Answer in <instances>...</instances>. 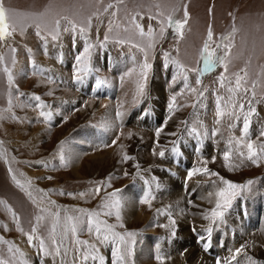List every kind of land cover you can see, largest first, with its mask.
<instances>
[{"label": "rangeland", "instance_id": "374dc122", "mask_svg": "<svg viewBox=\"0 0 264 264\" xmlns=\"http://www.w3.org/2000/svg\"><path fill=\"white\" fill-rule=\"evenodd\" d=\"M109 3L115 5L116 0H3L9 14V31L13 34L5 41H0V56L4 58L3 66L9 67L13 73L14 85L10 89L7 75L0 70V116L3 117L0 118V201L4 202L0 203V236L14 242L25 254L22 258L28 259L30 264H60L62 259L64 264H74L71 250L67 256L56 257L54 262L52 257H44L36 247L30 246L26 236L17 230L12 212L20 218L24 231L30 232L39 209L11 177L15 174L22 183L31 180L29 190L33 196L39 200L47 193L41 206L53 212L61 210L62 218L64 209L69 214L76 208L97 210L101 196L106 193L80 197L61 195V192L87 193L97 182L107 183L111 177V188L106 191L119 190L123 197L127 194L130 196L129 193L124 195L125 189L137 188L134 200L137 210L142 211V218L127 221L121 209L120 222L124 228H117V231L136 233L128 264H138L137 252L147 243L151 248L152 261L160 264L156 257L162 255L165 264L176 250L183 256L186 251L184 248L191 246L192 240L204 252L209 264H213L214 259L215 264L218 259L220 264H228L234 250L241 246H244L246 255L242 253L232 264H250L247 257H252L256 264H264V242L259 241L256 250L252 248L255 245H252L251 239L256 232L264 237V161L254 165L246 159L241 162L234 155L231 163L238 166L232 170L225 166L223 152L227 140L230 136H240L242 123L227 118H223L221 124L215 123L217 95H227L217 82V77L224 71L223 67L217 64L209 72L202 73L200 85L195 84L196 71L189 72L190 85L205 89L204 94L200 97L187 92L177 95L176 108L170 113L168 104L171 97L182 90L183 82L178 78L173 83V76L177 75L178 70L165 58L167 53L172 60L179 61L189 69H202L200 53L208 29L213 31L210 51H216L217 56L223 54V50L216 47L220 37L230 34L227 75L234 81L233 74L244 76L246 72L249 89L253 82H258L255 102L251 105L255 114L250 127V136L256 140L259 131L264 129V0H123L117 6L119 11L115 16L112 13L116 12V8L104 12ZM183 5L187 6L189 13L183 37L177 36L174 28H168L163 38L157 35L155 46L151 49L147 48V37L138 35L129 22L130 17L138 13L137 21L145 32L151 26L158 34L160 21L172 13L174 8L181 7L174 19H183ZM150 16L156 18L149 19ZM62 17H68L84 27H87L91 17L87 36L94 44L103 40L105 34L109 36L105 47L93 51L92 71L85 76L82 84L76 83L73 77L75 57L85 46L84 38L75 33L62 32L59 40L52 41L49 35L55 20L60 19L62 27L67 26ZM109 21H112L111 32H108ZM37 25L40 35L37 34ZM42 37H47V40ZM118 40L124 43H117ZM141 48L147 51V62L151 68L145 84V95L138 96L137 81L140 79V66L145 61V52ZM40 69L47 71L41 72ZM101 80L105 83L98 85ZM10 91L13 104L11 113L6 111L9 108ZM18 93L25 95L20 96ZM32 95L40 96L50 106V109H46L53 112L50 122L38 118L39 109L22 106L29 103L28 98ZM118 112L121 115L118 116ZM108 119L112 121L110 132L106 131ZM182 121L187 124H182ZM168 123L171 124L169 130H163L157 138L156 130L163 129ZM231 123L236 124L234 129L229 128ZM197 126L198 130L209 134L213 129H218V134L201 138L186 131V128ZM86 132L91 133L85 136ZM93 133L96 137H92ZM80 140H84L83 143ZM174 140L177 141L179 155L170 151ZM61 141L65 142V156L70 146L80 150L79 165L74 166L77 173L70 169L68 163L66 166L60 164L58 152ZM162 149L165 150L164 157L153 154L154 150L159 152ZM243 150L246 152V149ZM125 155L130 158L124 160ZM44 161L49 162L48 166L37 163ZM202 161H208L207 167L219 173V177L234 183L253 181L250 190L243 192L233 202V207L226 213L225 222L214 226L208 248L212 255L207 253L208 249L203 250L202 244L197 243V240L200 243L201 234L207 235L203 229L209 223L201 214L214 207L215 197H212L211 203L204 200L209 189L214 192L217 186L223 185L219 177L197 174L191 181L187 179L188 172L201 167ZM10 167L13 170L11 173L8 171ZM155 170L173 178L178 186L181 184L185 203L179 209L188 215L184 225L191 238L186 244L183 238L177 236L175 229L163 227L164 222L170 219L169 214L173 217L169 210H165L169 202L162 199L164 195L160 198L157 191L159 179L152 172ZM181 172H185V175ZM49 176L52 179H47ZM198 188L200 191L196 193ZM149 191L154 197L150 206L140 203ZM49 201H55V204H49ZM5 205L12 211H8ZM198 207L199 211L194 210V214L192 209ZM43 215L46 219L40 223L38 235L47 242L53 218L48 213ZM198 217L204 221L197 223ZM108 219L109 223H117L115 216ZM172 231L175 236L171 235ZM78 238L95 242L94 236L87 232L78 233ZM181 242L183 246L179 247ZM65 243L71 248L70 234ZM98 248L105 258L104 264H111L112 245H98ZM0 249H3L2 258L11 259L6 245H0ZM22 258L17 255L15 264ZM75 264H80L78 257ZM85 264L99 262L88 261Z\"/></svg>", "mask_w": 264, "mask_h": 264}, {"label": "snow or ice", "instance_id": "6c2138e0", "mask_svg": "<svg viewBox=\"0 0 264 264\" xmlns=\"http://www.w3.org/2000/svg\"><path fill=\"white\" fill-rule=\"evenodd\" d=\"M123 3V0H116V4L109 3L105 6L104 12H108L109 9L116 8V12H113L112 15L115 16L119 11L117 7L119 4ZM159 7V5H157ZM183 19H174L175 13L181 10V7L178 6L172 10L164 20L160 21L159 33H155L151 26H149L148 31L145 32L144 27L137 21V15H132L130 17V23L133 28L136 30L137 34L141 37H147L148 44L147 48L151 49L155 46L157 35L160 38H163L168 28H174V32L177 36L183 37V28L187 23L189 18V13L187 11V6L183 5ZM94 15H98V13H94ZM159 15H163L160 13ZM156 17L150 16L149 19H155ZM9 14L8 10L5 8L3 4V0H0V41H5L6 38L12 36V31H9L8 24ZM61 19L67 22V26L61 25L60 19L55 20L54 27L50 31L49 35L52 41L59 40L62 32L75 33L79 37L84 38L85 46L83 50L76 55V68L74 69V81L78 84H82L84 82L85 76H87L91 71V59L93 51L97 48L105 47L109 36L105 34L103 40L97 41L95 44L88 40V29L91 27V17H89L87 21V27L78 25L75 21L69 19L68 17H62ZM118 26V25H117ZM37 34L40 35L39 25H37ZM128 31L127 28L124 29ZM112 31V21H109L108 32ZM230 34L224 35L220 37L219 42L216 44L218 49L223 50V54L217 56L216 51H210V47L213 43V31L211 28L207 31V36L203 44V49L200 53L201 58L203 60V68L200 69H189L184 64L180 63L177 60H172L167 53H165V58L171 64H174L177 68V75L173 76V83H176L179 78L183 82L182 90L173 95L168 104L169 112L171 113L176 108V99L177 95H184L187 92L189 95L200 97L203 96L205 89H198L197 87H193L189 83V75L188 73L191 71H196L197 75L195 78V84L200 85L201 74L207 73L212 70L214 67L219 64L223 67V72L217 77V82L219 84L220 89H224L227 95H221L218 93L216 98V110L215 115L217 117L215 123L221 124L223 118H227L231 121H240L242 123V127L240 129V136H230L227 140L226 150L223 152V161L225 162V166L232 170L234 166L231 163L233 156H237L241 162L245 159L250 161L254 165H259L261 161H264V129L260 130L256 140H253L250 136V127L252 123V117L255 114V109L251 106L255 102L256 98V88L258 82H253L251 89L247 86V73L245 72L244 76H241L239 73L233 74L235 77L234 81L227 75L228 72V63L227 58L230 53L231 45ZM45 41L47 37H42ZM117 43H124L122 40L116 41ZM139 47L138 45H134ZM142 52H145V61L140 66L141 70L139 73L140 79L137 81V95L143 96L145 95V84L148 77V71L151 68V65L147 62V51L144 48L140 49ZM15 52V49H12ZM30 51V50H29ZM4 58L0 56V70H2L7 75V80L9 87L14 85V76L11 69L7 66H3ZM13 65L15 64V59L12 61ZM33 67L36 68L35 62H33ZM41 72L47 71L45 69H40ZM105 81H99V84H103ZM249 92L251 96L249 97ZM20 96H24V93H18ZM51 95V93H49ZM29 103L27 105L22 106H32L35 109H39V117L43 118L44 121L50 122L53 118V112L50 109V106L47 105L44 101H42L41 97L38 95H32L28 98ZM35 102L32 104L31 102ZM195 106L194 104L192 105ZM13 104H12V92H9V108L6 110L11 113ZM117 115H121V113H117ZM0 118H3L0 116ZM13 118L14 114H13ZM171 116H169V119ZM182 124H187V122L182 121ZM236 127L235 123L229 124L230 129H234ZM163 129L156 130V137L158 138ZM186 131L190 135H195L197 137H206V136H216L218 134V129H213L209 134L207 131L198 130L197 127L186 128ZM170 135H176L175 133H171ZM115 144V141H113ZM64 146L65 142H60L58 157L59 162L62 166L67 165V157L64 154ZM246 149V152L243 150ZM170 151L173 154L179 155V149L177 147V141H172V147ZM154 155H158L160 157L165 156V150H160L156 152L154 150ZM127 155L123 157L124 160L129 159ZM213 162H215V157L213 158ZM41 163L42 166H48L47 161L37 162ZM201 167H195L187 174V179H191L194 175L200 174L208 177H219V173L211 171L207 167L208 161H202ZM137 167H139L137 165ZM8 171L13 172L10 167ZM12 181L16 184L18 188L22 191H25L28 198L32 201L33 204L37 205L39 209V213L35 215L33 226L30 232H25L23 227L20 224V218L17 216L15 212H12L13 220L16 223L17 230L20 231L27 238V243L30 246L36 247L44 257H52L55 262L56 257H64L67 256L68 252L71 250L74 256V264L76 258H79L80 264H85L88 261H98L99 264H104V256L100 254L98 245H112L111 250V264H128V258L132 255V246L135 244L136 233L131 231L120 232L117 231V228H124L123 223H121V209L123 208V198L121 197L119 190H114L107 192V188H111V177L108 178L109 182L100 181L97 182L96 186L91 189L89 192H80L78 194L73 193H64L61 192V195H78L80 197H84L86 195L99 196L102 192L106 194L101 196V204L98 206L97 210H90L86 208H76L72 210V213L69 214L67 209H64L63 218L61 217V210H57L55 212L51 211L48 207H42L44 197L47 196V193H44L40 199L38 200L35 196H33V192L29 189L32 186V181L28 180L24 183L21 180L17 179L15 174L12 175ZM47 179H52L51 176L47 177ZM220 184L223 186H217L214 192H209V202L211 203L212 197H215L214 207L210 210H206L201 215L203 219L208 221V225L203 229V232L207 235H200V240L205 241L203 247L206 251L210 245L213 236L214 226H218L225 222L226 213L233 207V202L236 200L238 196H240L243 192L249 191L253 181L249 180L245 184H238L223 177H219ZM147 183V181H146ZM211 183L215 184V181H211ZM27 184V187H26ZM159 187V185H157ZM38 192H43V190L37 189ZM154 198L151 196V192L149 191L144 198L140 201L142 204L151 205V199ZM0 203H4L0 201ZM49 204L54 205L55 201H49ZM191 203V201L189 202ZM8 208V211H12L10 207L5 205ZM160 211V210H158ZM44 213H48V216L52 217V223L49 230V234L46 239L40 235L39 225L42 221L46 219ZM115 216V220L117 223H109V219ZM103 217V218H102ZM170 224L175 225V220L171 219L170 214ZM63 220V223L61 221ZM6 229V225L4 226ZM58 228L60 231L58 232ZM195 231V229H193ZM87 232L90 236H94L95 242H90L89 240H82L78 238V233ZM69 234L72 238V246L66 244L65 242L69 240ZM172 236H175V232L172 231ZM59 236V239L57 238ZM35 242V243H34ZM0 245L7 246V253L10 254L11 259H4L3 257V249H0V264H15L16 257H24V253L21 252L19 247L15 245L14 242L6 240L3 236H0ZM245 253L244 246L237 248L234 250L231 259L228 261V264H232V261H236L237 257L241 256V254ZM156 259L160 262V264H164L165 257L162 255H158ZM250 264H256V262L252 259V257H247ZM18 264H30L29 260L26 258L19 259ZM60 264H64L63 259L60 261Z\"/></svg>", "mask_w": 264, "mask_h": 264}, {"label": "bare ground", "instance_id": "6f19581e", "mask_svg": "<svg viewBox=\"0 0 264 264\" xmlns=\"http://www.w3.org/2000/svg\"><path fill=\"white\" fill-rule=\"evenodd\" d=\"M157 85V84H156ZM157 86H159V85H157ZM158 89H159V87H158ZM159 91V90H158ZM80 113H82V112H80ZM111 117V116H110ZM107 118H108V116H107ZM111 119V118H110ZM109 120V119H108ZM171 127V124L170 123H168V124H166L165 125V127L163 128V130H165V132L167 131V130H169V128ZM110 128H112V121L111 120H109L108 121V123H107V125H106V131H109L110 132ZM91 133V132H90ZM89 132H86L85 133V136H89V134H90ZM106 133H108V132H106ZM140 134H141V136H143V133H141L140 132ZM95 134L93 133V135H92V137L94 136ZM145 135V134H144ZM94 137H96V136H94ZM82 139V138H81ZM83 141L84 140H80V142L81 143H83ZM87 141V140H86ZM77 142V141H76ZM78 143V142H77ZM68 151H67V153H66V157H67V163L70 165V169L73 171V172H75V173H77V171H75L76 169V167H77V165L76 164H78V155H80L79 153H80V150L79 149H77V148H74L73 146H70V147H68ZM106 156V155H105ZM108 160V159H107ZM103 161V160H102ZM79 165V164H78ZM74 166H76V167H74ZM80 168V167H79ZM88 168V167H87ZM78 170V169H77ZM153 173H155V174H157V176H158V179H159V188H158V192H159V196H160V198H161V196L162 195H164V196H162L163 198V200L165 199L166 200V202H169V207L167 208L166 207V211L167 210H169L170 211V213L172 214V217L173 218H171V219H174L175 220V225H171L170 224V219L169 220H165L166 222H164L163 220H161V221H163L164 222V224H163V227H166V228H171V229H175L176 231H177V236H179V237H181V238H183V241L185 240V243L184 244H186L188 241H190L191 240V238H190V236H189V234H190V232L188 231H185V225H184V223H185V220H186V217L188 216V215H186V213H184V211H181L179 208H180V206L182 205V204H184L185 202H184V195L182 194V190L180 189L181 188V184L178 186L177 185V183L178 182H174V180H173V178H170L169 176H165V174H163V175H161L160 174V172L159 171H157V170H155V171H152ZM72 173V172H71ZM183 175H185L184 173L185 172H181ZM181 174V175H182ZM166 179V180H165ZM176 180V179H175ZM189 180V179H188ZM191 180H192V178H191ZM191 180H189V181H191ZM178 181V180H177ZM189 181H188V183H189ZM190 185V184H189ZM191 187V186H190ZM200 188H201V186H200ZM200 188H198L197 189V191H196V193L198 192V191H200ZM190 189V188H189ZM139 190V192H141L140 191V189H138ZM204 190V189H203ZM135 191H137V188H129V189H125L124 190V195L126 194V193H129V195L130 196H128V194L127 195H125V196H123L122 198H123V204H124V206H123V208H122V215H123V218L124 219H126L127 221H129L130 219H134V220H138L139 218H142V211L141 210H137V204H136V199L134 200V198H135V196H134V192ZM157 192V193H158ZM202 192V191H201ZM204 192V191H203ZM209 192H211L210 191V189H209ZM209 192H207V197H205V201H206V203H207V201H209V197H208V193ZM141 194V193H140ZM139 195V194H138ZM199 196H201V195H199ZM202 197V196H201ZM212 199V198H211ZM184 202V203H183ZM166 204V203H165ZM250 206V205H249ZM185 209V208H184ZM201 209H202V207H201ZM193 211L195 210H198L199 211V207H198V209L197 208H193L192 209ZM249 210H250V212H252L253 210H252V208H250L249 207ZM195 211H194V214H195ZM158 212V211H157ZM145 218V217H144ZM187 221V220H186ZM204 221L203 219H201L200 217H198L197 218V220H196V222L197 223H202V222ZM237 225V224H236ZM174 226V227H173ZM233 226V225H232ZM238 226V225H237ZM231 227V226H230ZM232 228H234V227H232ZM235 229V228H234ZM237 229H239V227H237ZM256 234V235H255ZM261 233H254L253 235H252V237L253 238H251V239H253L252 241V245L254 246V247H252V248H254V249H256L257 250V244L259 243V241H261V242H264V237H263V234H261ZM249 237H251V236H249ZM236 238V237H235ZM189 239V240H188ZM193 241V244L191 245V246H187V248L185 247L184 249L186 250L185 252H184V255L183 256H180L179 255V251L178 250H176L175 252H176V254H175V252L174 253H171V259L169 260V262H165V264H209L208 263V260H207V257L204 255V252H202L201 251V249H200V247L199 246H197L196 244H195V242H194V240H192ZM230 241V240H229ZM251 241V240H250ZM181 242V244L179 245V247L180 246H183V243ZM226 242H228V241H226ZM167 243V242H166ZM197 243L198 244H202V245H204V241H201L200 240V243L198 242V240H197ZM212 247V246H211ZM235 247V246H234ZM202 248H204V247H202ZM173 250V249H172ZM204 250V249H203ZM155 251V250H154ZM169 251H171V250H169ZM210 250L208 249V251H207V253L208 254H210V255H212V253H210L209 252ZM206 253V252H205ZM154 254H155V252H154ZM222 256H223V254H222ZM136 257H137V262H138V264H155L153 261H152V255H151V248L149 247V245H148V243L147 244H145L144 246H143V248L142 249H140V250H138V252H137V255H136ZM214 258V257H213ZM213 260V259H212ZM215 260V259H214ZM213 260V264H215V261ZM220 259H218V263H216V264H220ZM222 264V263H221ZM235 264H238L237 262L235 263Z\"/></svg>", "mask_w": 264, "mask_h": 264}]
</instances>
